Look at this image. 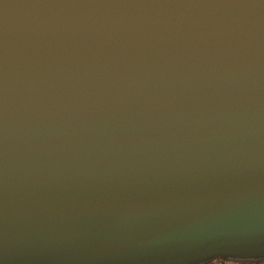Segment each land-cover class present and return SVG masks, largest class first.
<instances>
[{
	"label": "water",
	"instance_id": "95a60500",
	"mask_svg": "<svg viewBox=\"0 0 264 264\" xmlns=\"http://www.w3.org/2000/svg\"><path fill=\"white\" fill-rule=\"evenodd\" d=\"M264 260V0H0V264Z\"/></svg>",
	"mask_w": 264,
	"mask_h": 264
},
{
	"label": "flooded vegetation",
	"instance_id": "af4514ba",
	"mask_svg": "<svg viewBox=\"0 0 264 264\" xmlns=\"http://www.w3.org/2000/svg\"><path fill=\"white\" fill-rule=\"evenodd\" d=\"M251 262V261H250ZM214 263H217V264H229V263H237V264H240V261H233V260H221V259H214L212 261H209V262H206L204 264H214ZM243 263V262H241Z\"/></svg>",
	"mask_w": 264,
	"mask_h": 264
},
{
	"label": "rangeland",
	"instance_id": "374dc122",
	"mask_svg": "<svg viewBox=\"0 0 264 264\" xmlns=\"http://www.w3.org/2000/svg\"><path fill=\"white\" fill-rule=\"evenodd\" d=\"M243 262V263H241ZM214 264H217V263H214ZM227 264V263H225ZM229 264H237V263H229ZM240 264H264V260H255V261H240Z\"/></svg>",
	"mask_w": 264,
	"mask_h": 264
},
{
	"label": "snow or ice",
	"instance_id": "6c2138e0",
	"mask_svg": "<svg viewBox=\"0 0 264 264\" xmlns=\"http://www.w3.org/2000/svg\"><path fill=\"white\" fill-rule=\"evenodd\" d=\"M221 259V260H228V259H230V258H224V257H221V256H216L214 259Z\"/></svg>",
	"mask_w": 264,
	"mask_h": 264
}]
</instances>
